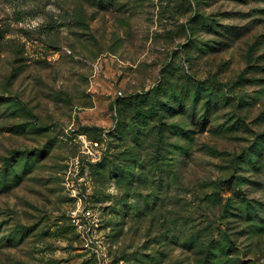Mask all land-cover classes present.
Listing matches in <instances>:
<instances>
[{"label":"rangeland","instance_id":"374dc122","mask_svg":"<svg viewBox=\"0 0 264 264\" xmlns=\"http://www.w3.org/2000/svg\"><path fill=\"white\" fill-rule=\"evenodd\" d=\"M95 249L264 264V0H0V264Z\"/></svg>","mask_w":264,"mask_h":264},{"label":"built area","instance_id":"2783aa9c","mask_svg":"<svg viewBox=\"0 0 264 264\" xmlns=\"http://www.w3.org/2000/svg\"><path fill=\"white\" fill-rule=\"evenodd\" d=\"M79 225H81L82 227L80 231L84 240V245L88 248L90 247L91 249H93V247L90 245L91 243H94L93 234H92L93 231L92 225L86 223L83 224L80 223ZM95 252H97L95 264H110L105 253H98L96 249Z\"/></svg>","mask_w":264,"mask_h":264},{"label":"trees","instance_id":"16d2710c","mask_svg":"<svg viewBox=\"0 0 264 264\" xmlns=\"http://www.w3.org/2000/svg\"><path fill=\"white\" fill-rule=\"evenodd\" d=\"M235 187H238L237 185L235 186ZM235 191V193L237 192V190H234ZM245 203V202H244ZM246 205V204H245Z\"/></svg>","mask_w":264,"mask_h":264}]
</instances>
